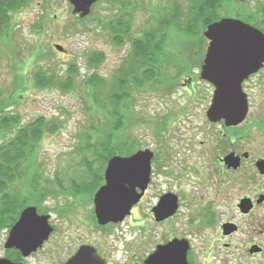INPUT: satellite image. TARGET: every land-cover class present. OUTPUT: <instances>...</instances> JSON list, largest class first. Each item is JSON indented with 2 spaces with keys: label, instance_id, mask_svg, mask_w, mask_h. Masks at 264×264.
<instances>
[{
  "label": "rangeland",
  "instance_id": "obj_1",
  "mask_svg": "<svg viewBox=\"0 0 264 264\" xmlns=\"http://www.w3.org/2000/svg\"><path fill=\"white\" fill-rule=\"evenodd\" d=\"M128 1L103 0L88 18L81 19L77 14H73L72 6L67 0H29L23 8L13 10L11 28L6 30V32L9 30L8 36L4 35L0 41V93L4 97L14 93L16 98L8 105L2 98V102L6 105L4 111L20 112L25 122L37 115H45L49 119L57 117L58 124H61L56 133L46 134L40 141L35 156L37 170L33 179L40 188L41 194L38 192L39 198L35 194V203L27 205L36 206L38 211L46 212L51 218L57 214V209L54 208L56 205L71 200L64 194L56 195L55 191L59 190V180L62 184H67L70 177L83 174L82 167H105L108 156L111 158L114 154L104 149L96 152L86 147V139L88 140L90 136L94 137L98 134L101 137L104 130L110 131L111 122L105 115L110 108H106V103L105 107L103 106L102 98L106 95V90H99L98 96L102 101L98 103L88 93L85 83L79 84V82L88 78L94 70L107 80L112 79L116 68L131 50V35L141 34L146 28H155L163 17L164 20L170 19L176 9L187 11L192 2L191 0ZM222 4L224 7L219 14L220 17L233 13L243 14V0H223ZM122 16L130 20L132 26L128 36L124 35L125 43L117 45L113 42V37L118 34L113 33L111 25L116 24ZM166 38L167 51L158 58L162 72L150 80H144L139 89L132 88L130 96L125 100L128 102V108H125L127 111H120L122 117L124 112L126 117H120L125 123L120 129L119 140L127 141L124 149L126 151L133 150L134 141L140 146L157 145L158 138L164 133L152 131L146 120H159L170 112L175 114L176 109L184 103L191 104L190 110L174 124L171 134L167 135L166 149L169 147L181 152H178L180 155L176 158L177 164L182 166L200 165L199 153L204 154L203 161H206L204 163L206 166L208 153L205 151L210 144L217 146L216 154L222 155L226 151L220 127L211 122L206 115L213 96V86L202 79L200 73L209 41L203 36V30L200 34L186 33L176 26L170 27ZM54 43L62 45L64 49L62 51L56 49ZM97 50L104 51L106 56L102 63L93 67L89 64V55ZM71 62H76L78 66L80 74L78 86L71 90L60 91L55 88L36 87L33 78L36 69L42 67L47 71L54 70L60 75H65L64 72L68 70ZM262 79L264 75L251 82L254 84L252 87L254 91H250L249 113L241 126L234 130V152L237 154L248 152L251 157L245 159L242 166L233 170V174L230 175L234 186L233 202L218 207L219 210L223 208L224 215L219 213L214 225L200 228L192 234L197 264H264V250L255 254H250L248 251L253 243L264 248V221L261 219L264 214V203L256 205L247 215L240 214L237 208L242 197L249 196L255 199L259 194L264 193V174H259L254 166L256 159L264 158ZM185 117L191 121L183 120ZM178 122L180 125L177 124ZM190 122L196 126L198 138L197 142L189 147ZM188 130L190 132L187 133ZM107 137L111 136L107 135ZM209 139L211 140L208 141ZM200 140L205 143L200 145L198 143ZM188 171L191 172L192 169L189 168ZM205 172L206 170L203 169L201 175ZM194 175L197 181L207 177L197 175L195 172ZM204 182L206 183L207 180ZM21 186L19 183V187ZM24 186L25 184L22 186L23 191H25ZM94 187L77 198H91ZM189 187L190 185L186 188ZM202 199L206 204H210L212 210L216 209L211 197L204 196ZM90 203L91 200L80 202L78 205L89 211ZM148 207L149 204L145 201L135 213L136 221L139 222L132 227L133 231L129 230L131 227L128 226H122L121 230L114 229L118 234V240L110 237L108 242L109 246L112 245L116 258L121 259L124 256L126 260L124 243L135 236H146L149 225ZM227 213L229 218L239 224L240 229L229 237H223L221 221ZM11 227L0 228V258L15 259L14 257L20 256L17 249L5 248ZM224 242H227L228 248L224 247ZM65 246L70 245L67 243L61 245L54 240L33 252L27 263L57 264L59 259L54 253L59 247ZM141 251L142 249L133 247L130 253L139 252L142 255ZM136 256L131 258V264H139Z\"/></svg>",
  "mask_w": 264,
  "mask_h": 264
},
{
  "label": "flooded vegetation",
  "instance_id": "obj_2",
  "mask_svg": "<svg viewBox=\"0 0 264 264\" xmlns=\"http://www.w3.org/2000/svg\"><path fill=\"white\" fill-rule=\"evenodd\" d=\"M101 1L103 0H98L92 5L91 12L99 5ZM243 3V14L233 13L226 15L225 17L240 19L256 27L264 34V0H243ZM69 4L73 9V5L70 2ZM260 75H264V62L258 69V71L250 74L242 81V88L247 94L249 107L251 100L250 91H254V88H252L254 84L251 82ZM261 82H264V79H262ZM211 84L213 86L214 96L216 85L214 83ZM190 108L191 104L184 103L181 107H179V109H176L177 111L175 114L174 112H170L166 115V117H163L159 120H146L147 125L151 127L152 131H155L159 134L162 132L164 133L158 138L159 143L157 145L140 146L134 141L135 145L133 150H121L112 154L122 157H128L143 149H149L152 153V157L150 159L148 185L140 200L132 206L130 214L126 215V217L122 221L101 224L98 221L95 212L94 196L98 188L101 185L105 184L106 166L82 167L83 171H81L83 174L77 175L78 177H70L67 184H62L59 180V192L55 191L56 195L58 196L60 194H64L71 200L69 202H64L63 204L59 203L58 205H56L54 208L57 209V211H55L58 215H53V218H51V216L46 212H40L37 210L41 215L49 216L48 221L52 226V232L50 236L44 241V243L41 247L38 248V250L56 240L57 243L59 242V244L61 245H63L64 243L70 245L61 248L59 247L58 251L54 253L58 256L59 259L57 261V264H64L69 261L84 245L93 246L97 254L101 257V259H103V264H131L132 262L130 260L134 255H137L136 259H138L139 264H145L146 259L149 256H152L159 249V247L165 246L166 244L174 240L184 239L189 243V249L187 253L188 261L191 264H197L192 234L196 233V230H200V228L214 225L217 221L218 214L221 213L222 215H224L222 208L224 203L228 204L230 202H233L234 186L233 180L230 175L233 174V170L235 169L232 167H228L224 161V158L227 154L234 152V130L236 127L241 126L242 123L237 126H228L225 124L224 119L218 122H213L220 127L223 140L225 141L226 151H224L222 155L216 154L217 146H215L214 144H210L208 146V150L205 151V153H208V161L206 166H204V163L206 161H203L204 154L201 153H199L198 156L200 165L196 166L195 164H193V166L196 167H191V164H189V166L185 164L184 166H182V164L178 165L176 157L180 155L178 153L180 151L173 150L169 147L168 149H166L167 135L171 134L174 124H176L177 121L183 118V115L187 113ZM183 120L191 121L188 117H185ZM190 123L191 132L190 130L187 131V133L190 132L191 134V137H188V139L191 140V142L188 143L189 147L194 145L192 143H196V140L198 138V131L196 130V126H194L192 122ZM177 124L180 125V122H178ZM210 140L211 139H209L208 141ZM198 143L201 145L205 143V141L200 140V142L198 141ZM250 157L251 156L249 154L248 158ZM248 158L242 159L241 166L244 160ZM109 159L110 158L108 156V161ZM257 160L258 159L254 161V166ZM189 168L192 169L191 172L188 171ZM203 169L206 170V172L201 175ZM194 172L197 175L207 177L199 179L198 182L197 180H195ZM187 180H189L188 183ZM204 180H207V182L205 183ZM188 185H190V187L186 188ZM92 186H95V190L91 198H77V196L82 195L86 191H89ZM137 191L140 192V189L138 187ZM204 196L211 197L216 208L215 210H212V208L209 206L210 204H206V201L202 199ZM256 199L257 197L253 200L256 201ZM90 200L91 203L89 204V211H87L85 208H82L81 205H78L80 204V202ZM145 201H147L149 204V225L147 227L146 236H135L132 239L128 240L129 242L124 243V253L126 255V260H124L123 255H121L123 256L121 259L116 258L114 251H112V245L109 246L108 239L110 237H113L117 241L118 234L116 233V230H121L122 226H128L131 227L129 228V230H134V228L132 227H134V225L139 222L136 221L137 217L135 213L138 212ZM262 203H264V201ZM70 204H73V206H71ZM167 204L175 205L173 213L164 218L158 219L160 211H164ZM259 204L256 203L254 208ZM67 206H69L70 208H68ZM219 206H222L221 210L218 209ZM253 209L251 211H253ZM240 214L242 213L240 212ZM130 221H134L135 223H131ZM231 222L233 223L234 221L229 218V215L227 213L221 221V232L223 237H229L233 234H224V224ZM237 225L240 229L238 223ZM115 228L116 230L114 231ZM226 243L227 242L223 243L224 247L228 248V244L226 245ZM115 245L117 246V243H115ZM133 247L142 249V255L139 252H135V254L134 252L130 253ZM263 250L264 248L262 249V251ZM18 251L20 252L21 257H17L18 260H14L17 262L28 264L27 260L32 256V253L29 256L24 257L21 251Z\"/></svg>",
  "mask_w": 264,
  "mask_h": 264
},
{
  "label": "water",
  "instance_id": "obj_3",
  "mask_svg": "<svg viewBox=\"0 0 264 264\" xmlns=\"http://www.w3.org/2000/svg\"><path fill=\"white\" fill-rule=\"evenodd\" d=\"M72 5L73 14L84 18L91 13L92 5L98 0H68ZM203 35L209 39L204 63L201 67V78L214 83L216 91L212 103L207 109V117L212 122L222 119L228 126H237L245 121L249 102L242 88V81L250 74L258 71L264 62V34L256 27L240 19L223 17L206 26ZM63 50L62 45H55ZM149 149L139 150L128 157L112 156L105 170V184L101 185L94 196L95 212L101 224L122 221L130 214L132 206L143 195L150 173ZM249 153L237 154L231 152L224 158L228 167L235 170L241 166L243 158ZM255 166L260 174H264V158H259ZM137 187L140 192L137 191ZM264 201L260 194L256 203ZM251 197L245 196L237 204L242 214H249L254 208ZM172 207V208H171ZM170 208V209H169ZM175 205L167 204L161 210L158 219L172 214ZM48 215H41L37 207H25L16 222L12 225L5 248H16L24 257L29 256L42 246L52 232ZM224 234L238 231L237 223H226ZM189 243L187 240H174L149 256L145 264H191L187 259ZM255 243L249 247V253L262 251ZM94 247L82 246L77 254L64 264H103ZM0 264H24L6 257L0 258Z\"/></svg>",
  "mask_w": 264,
  "mask_h": 264
},
{
  "label": "trees",
  "instance_id": "obj_4",
  "mask_svg": "<svg viewBox=\"0 0 264 264\" xmlns=\"http://www.w3.org/2000/svg\"><path fill=\"white\" fill-rule=\"evenodd\" d=\"M28 1L0 0V41L4 35L8 36L13 10L23 8ZM191 1L187 11L176 9L172 12L170 19L164 20L163 17L155 28H146L141 34L131 35V50L122 60L121 65L116 68L112 79L107 80L94 70L88 78L79 82V84L85 83L88 93L98 103L102 101L98 96L99 90H106V95L102 98L103 106L105 107L106 103V108H110L105 114L111 122L110 131L104 130L101 137L98 134L95 135L96 137L90 136L85 142L87 148L96 152L104 149L110 153L125 149L127 141H120L119 137H121L120 129L125 123V120L123 122L121 120L126 117V113L124 112L122 117L120 111H125L128 108V102L125 100L130 96L132 88L139 89L144 80H150L162 72L161 62L158 58L167 51L165 49L168 45L166 36L171 26H176L186 33L200 34L208 24L221 18L219 14L224 7L223 0ZM86 18L88 15L81 19ZM131 26V21L126 20L123 16L116 24L111 25L113 33L117 32L118 34L113 37V42L117 45L125 43L124 35L128 36ZM7 29L9 30L6 32ZM55 45L54 43L56 48ZM89 56V64L95 67L105 60L106 54L104 51L97 50ZM64 73L65 75H60L54 70L47 71L39 67L34 71L33 78L36 87L40 89L55 88L60 91L71 90L76 85L78 86L80 74L76 62H71L68 70ZM2 98L7 105L16 98L14 93L9 97H4L0 93V228H9L19 218L23 207L36 201L35 194L37 196L41 190L33 179L36 175L35 170H37V157L35 158V156L42 138L46 134L56 133L61 124H58L57 117L49 119L45 115H37L25 122L20 112L4 111L6 105L2 102ZM120 117L122 118L120 119ZM107 135L111 137H107ZM19 183L22 186L25 184V191L22 190V186L19 187ZM39 197L40 195H38ZM261 219L264 221V214ZM18 256L14 258L18 260Z\"/></svg>",
  "mask_w": 264,
  "mask_h": 264
}]
</instances>
